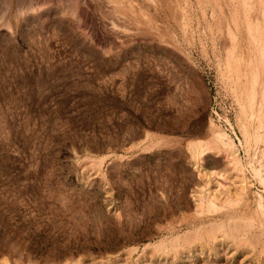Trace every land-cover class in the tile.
<instances>
[{"label": "rangeland", "instance_id": "rangeland-1", "mask_svg": "<svg viewBox=\"0 0 264 264\" xmlns=\"http://www.w3.org/2000/svg\"><path fill=\"white\" fill-rule=\"evenodd\" d=\"M263 16L0 0V264H264Z\"/></svg>", "mask_w": 264, "mask_h": 264}, {"label": "bare ground", "instance_id": "bare-ground-1", "mask_svg": "<svg viewBox=\"0 0 264 264\" xmlns=\"http://www.w3.org/2000/svg\"><path fill=\"white\" fill-rule=\"evenodd\" d=\"M248 4H249V3H248ZM248 4H247V6H248ZM245 5H246V4H245ZM247 10H248V9H247ZM263 17H264V16H263ZM254 18H255V17H254ZM258 20H259V19H258ZM255 21H256V20H255ZM257 23H258V22H257ZM259 23H260V22H259ZM255 27H256V26H255ZM253 28H254V27H253ZM255 32H256V31H255ZM253 33H254V32H253ZM259 33H260V32H259ZM261 33H262V32H261ZM250 34H251V33H250ZM259 35H261V34H259ZM250 36L252 37V39L255 38L252 34H251ZM257 39H258V38H257ZM260 42H261V41H260ZM254 43H255V42H254ZM257 44H258V43H257ZM257 44H256V45H257ZM262 49H263V48L260 47V51H258V52H261V53H257V54H260V55H259L260 58L262 57L261 55L264 54V53H263L264 50H262ZM258 50H259V49H258ZM256 59H257V58H256ZM259 60H260V59H259ZM261 61H262V60H260V62H261ZM257 62H258V61H257ZM263 62H264V61H263ZM259 64H260V63H259ZM261 64H262V63H261ZM260 66H261V65H260ZM254 82H255V81H254ZM248 93H249V92H248ZM252 97H253V95H252ZM242 98H243V97H242ZM219 135H220V134H219ZM257 139H259V138H257ZM196 143H197V142H196ZM262 143H263V142H262ZM195 147H196V146H195ZM262 169H263V168H262ZM259 176H260V175H259ZM257 178H258V177H257ZM263 179H264V178H263ZM263 179H262V180L260 179V180H261V181H264ZM211 205H212V204H211Z\"/></svg>", "mask_w": 264, "mask_h": 264}]
</instances>
